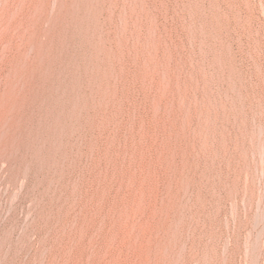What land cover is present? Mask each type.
Listing matches in <instances>:
<instances>
[{"label": "rangeland", "instance_id": "374dc122", "mask_svg": "<svg viewBox=\"0 0 264 264\" xmlns=\"http://www.w3.org/2000/svg\"><path fill=\"white\" fill-rule=\"evenodd\" d=\"M0 264H264V0H0Z\"/></svg>", "mask_w": 264, "mask_h": 264}]
</instances>
